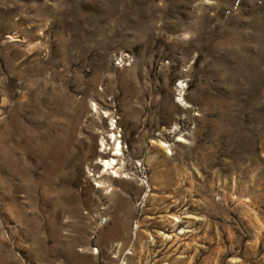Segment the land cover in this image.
Listing matches in <instances>:
<instances>
[{"label":"rangeland","instance_id":"374dc122","mask_svg":"<svg viewBox=\"0 0 264 264\" xmlns=\"http://www.w3.org/2000/svg\"><path fill=\"white\" fill-rule=\"evenodd\" d=\"M0 264H264V0H0Z\"/></svg>","mask_w":264,"mask_h":264},{"label":"bare ground","instance_id":"6f19581e","mask_svg":"<svg viewBox=\"0 0 264 264\" xmlns=\"http://www.w3.org/2000/svg\"><path fill=\"white\" fill-rule=\"evenodd\" d=\"M111 134H112V132H111ZM107 144H108V142H107ZM107 144L104 141L101 142V146H104V145H107ZM120 148H121L120 141L117 142V138L115 137V139H114V148H113V149L116 150L115 154L120 153ZM100 157H102L100 159L102 161L101 167H103V168H105V167H107V168H109V167L113 168L116 165V159H115V157L110 156V158H109L108 157V154L106 152H102L100 154ZM98 177L100 179H102L103 177H105V174H104L103 170H102V172H100V174H99Z\"/></svg>","mask_w":264,"mask_h":264},{"label":"built area","instance_id":"2783aa9c","mask_svg":"<svg viewBox=\"0 0 264 264\" xmlns=\"http://www.w3.org/2000/svg\"><path fill=\"white\" fill-rule=\"evenodd\" d=\"M122 58H124V55H122V54L119 55V57L118 56L115 57V64H117V65L121 64L122 63V60H123Z\"/></svg>","mask_w":264,"mask_h":264}]
</instances>
